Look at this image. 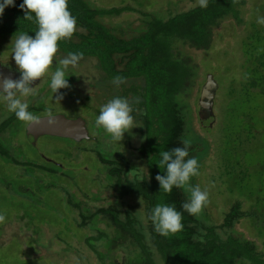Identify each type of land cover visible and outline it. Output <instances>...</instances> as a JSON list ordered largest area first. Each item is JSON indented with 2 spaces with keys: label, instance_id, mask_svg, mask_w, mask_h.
Segmentation results:
<instances>
[{
  "label": "rangeland",
  "instance_id": "obj_1",
  "mask_svg": "<svg viewBox=\"0 0 264 264\" xmlns=\"http://www.w3.org/2000/svg\"><path fill=\"white\" fill-rule=\"evenodd\" d=\"M89 1L97 8L131 6L163 20L199 4V0H140L142 7H139L133 0ZM239 1H242L240 22L233 17L222 20L212 29L207 50H197L181 43L177 46L181 56L191 59L190 65H193L196 74L189 89L186 88L185 94L179 96L184 100V114L188 118L183 141L192 147L189 157H195L198 161L197 175L190 177L182 191L187 200L192 187L199 186L207 191V203L194 215L199 223L206 226L220 224L231 205L240 201L241 210L250 211L252 215L240 219L234 231L253 241L257 250L264 255V83L249 88L244 87V81L240 80L242 70L251 65L244 57L246 51L243 47L256 30L264 29V24L257 22L258 18L264 17V0ZM138 17L137 13L127 12L106 19L105 23L113 27L123 26L124 29L125 23L129 22L130 28L126 27L125 30L133 32L139 24ZM12 40L15 39L0 40V64L8 63L18 69L12 58ZM260 42L258 52L264 55V41ZM54 59L39 81L41 83L29 96L34 100H37V95L43 99L46 97L44 106L54 108L50 111L52 113L60 112L67 118L82 117L89 140L101 142L104 147H108L109 143L118 151L126 150L134 154L141 143L135 122V127L125 132L119 143L111 137L110 140L102 137L105 134L103 128H97L94 122L101 106L108 102L110 96H119L122 87L99 85L101 73L94 67V60L81 59L77 65L66 69V76L74 74V79L68 81L70 88L60 89L59 92L65 93L62 92L63 99L58 102L55 96L59 93L53 94L49 83L50 73L58 67L57 62L62 57L56 55ZM208 78L217 85L210 117L200 106V103H204L200 97ZM39 89L43 93L37 91L36 94L35 90ZM29 96L18 98L25 103ZM128 97L136 104L137 98L133 99L131 94ZM0 106V113H3L1 120L7 117L9 111H5L8 105ZM57 106L61 110H56ZM2 143L10 148L17 146L11 149L12 156L37 160V165L43 156L51 161H59L65 175L52 176L33 170L36 176L33 174L31 178L26 168L23 170L22 166L7 162L0 156V181L5 182H0L4 186V189L0 188V215L5 217L0 223V264H97L84 241L86 236L95 233L88 227H78L75 222L78 212L71 205L67 206V196L81 202V207L89 208L90 213L113 202L110 180L93 151H82L66 140L49 136L39 137L35 150L21 123L14 124L5 132ZM76 145L86 147L90 143L80 142ZM58 150L61 154H54ZM65 150L69 151V157L63 154ZM129 158L133 159L131 156ZM45 167L53 166L47 164ZM12 181L16 183H8ZM50 185L52 187L47 189ZM25 222L31 225V230L37 228L36 236L31 231L25 232ZM98 227L104 228V225L99 223ZM38 244L40 248H37ZM110 253L116 264H122L124 253L121 248ZM51 254L53 259L50 258Z\"/></svg>",
  "mask_w": 264,
  "mask_h": 264
},
{
  "label": "trees",
  "instance_id": "obj_2",
  "mask_svg": "<svg viewBox=\"0 0 264 264\" xmlns=\"http://www.w3.org/2000/svg\"><path fill=\"white\" fill-rule=\"evenodd\" d=\"M22 2L23 0H15L14 6L4 9L0 16V40L16 39L21 33L34 37L38 25L35 18H24L25 12L19 7ZM133 2L142 7L140 0ZM241 4L242 1L239 0H208L206 8H201L198 4L163 20L131 6L97 8L89 0H67L68 10L76 18V28L71 37L58 41L55 56L64 59L69 53H82L81 59L94 60V67L101 73L99 85L122 87L119 97L126 98L130 106H133L131 114L137 124L135 130L141 139L134 154L126 150L118 151L109 143L108 147H104V144L95 140L75 142L63 139L82 151L92 150L110 180L113 202L106 207L100 206L91 213L89 208L81 207V202L73 201L67 196V206L71 205L78 212L79 220L74 219L77 226L88 227L95 233L86 236L84 241L95 256L97 264H116L110 252L118 248L124 253L122 264H264V255L257 250L256 244L234 231V226L240 219L252 215L250 211L241 210L240 201L231 205L220 224L206 226L181 208L182 203L187 201L182 187H173L171 192H165L155 179L158 174H165L157 165L159 152L184 146V126L188 118L184 114V100L179 96L185 94L196 75L193 65H190L191 59L181 56L177 46L181 43L197 50H207L210 47L212 29L222 20L233 17L240 22ZM127 12L139 15V24L133 32L125 30L126 27L130 28L129 22L125 23L124 29L123 26L113 27L105 23L106 19L119 17ZM260 40L264 41V29L256 30L249 37V43L243 47L246 51L244 57L252 65L242 70L240 80L244 81V87H259L264 83V55L258 52ZM249 45H252L251 49ZM55 60L53 57V61ZM57 64L60 66L59 61ZM72 75H67L66 79L73 80L74 74ZM117 76L124 81L119 86L113 83V78ZM126 85L129 87H125ZM130 94L133 99L137 98L136 104L129 99ZM117 96L112 95L107 100ZM39 109L41 108L36 110ZM37 111L33 110L32 114ZM208 116L211 115L208 113ZM16 119L15 114L8 117L1 127L8 128ZM1 127L0 132L3 130ZM104 133L102 137L110 140L111 136L105 131ZM80 142L90 143V146L76 145ZM191 148L190 146L188 149L189 156L193 151ZM10 151V147L5 146L0 139V156L7 162L22 166L23 170L27 169L32 178L34 173L31 168L38 165H28V161L22 164L10 155ZM68 153V150L63 152L69 157ZM50 165L53 167L45 165L39 168L54 175L59 168ZM62 173L65 175L63 171ZM34 180L37 181L36 178ZM52 185L47 186V189ZM27 195L30 196L29 193ZM160 203L174 204L177 211L182 213L181 230L167 236L155 231L149 213ZM99 223L104 228H99ZM25 225L26 233L31 231L37 235V228L31 230L29 223L25 222ZM37 248H40V244ZM50 256L53 259L52 254Z\"/></svg>",
  "mask_w": 264,
  "mask_h": 264
},
{
  "label": "clouds",
  "instance_id": "obj_3",
  "mask_svg": "<svg viewBox=\"0 0 264 264\" xmlns=\"http://www.w3.org/2000/svg\"><path fill=\"white\" fill-rule=\"evenodd\" d=\"M14 5L15 0H0V16L5 8ZM199 6L206 8L208 0H199ZM19 7L25 12L26 20L35 18L38 29L34 32V37L21 33L11 41L12 58L20 72V78L15 81L5 79L0 86V96L7 101L9 111L13 112L19 121L39 123L38 118L28 110V105L18 96L32 94L34 87L30 85L48 72L57 52L58 41L71 37L76 28V18L68 10L67 0H23ZM257 22L264 24V17L258 18ZM82 55L69 53L59 61L60 66L50 73L49 87L53 94L59 93L60 89L70 88L66 69L68 66L77 65ZM123 82L122 77L113 78V83L117 86ZM62 99V93L55 96L58 102ZM132 111L129 101L117 96L101 106L94 122L97 128H103L113 141L119 143L124 133L135 127ZM55 122V118L49 115V126ZM189 147L190 145L184 142L183 147L159 152L157 165L165 174H158L155 179L163 191L171 192L173 187H183L188 184L190 177L197 175L198 161L195 157H189ZM207 200V191L201 190L199 186L192 187L189 199L182 203L181 208L190 215H195L202 210ZM4 219L5 217L0 215V222ZM149 219L155 231L163 236L176 233L183 227L182 213L177 211L174 204H157L150 210Z\"/></svg>",
  "mask_w": 264,
  "mask_h": 264
},
{
  "label": "water",
  "instance_id": "obj_4",
  "mask_svg": "<svg viewBox=\"0 0 264 264\" xmlns=\"http://www.w3.org/2000/svg\"><path fill=\"white\" fill-rule=\"evenodd\" d=\"M5 78H2V83ZM203 90V96L200 97L201 102L204 101V105L200 103V106L206 113L212 116V99L214 98V91L217 87L213 80L207 79ZM48 117L38 118L39 123L30 122L26 127V133L28 138L32 141V144L41 136H50L61 139H72L77 142L81 140H89V133L86 128L85 121L82 117L67 118L63 114L52 115L56 122L54 125L49 126Z\"/></svg>",
  "mask_w": 264,
  "mask_h": 264
},
{
  "label": "flooded vegetation",
  "instance_id": "obj_5",
  "mask_svg": "<svg viewBox=\"0 0 264 264\" xmlns=\"http://www.w3.org/2000/svg\"><path fill=\"white\" fill-rule=\"evenodd\" d=\"M2 78H5V79H11V80H13V81H15V80H18L19 78H20V72H19V70L18 69H16L14 66H12L11 64H8V63H4V64H0V86H2ZM42 78V77H41ZM41 78L40 79H37V80H35V81H33L32 82V84L30 85V87H34L35 89L38 87L37 85H39L41 82H39L40 80H41ZM4 79V80H5ZM39 83V84H38ZM40 90V89H39ZM35 90V92H36V94L39 92V93H43V90ZM44 90H46L45 88H44ZM38 91V92H37ZM42 95V94H41ZM32 96V95H31ZM31 96H29V99L25 102L27 105H28V109H29V111L31 112V113H33L32 111L33 110H35V111H37L36 109L37 108H41V109H39V111H37V112H35L33 115H35L37 118H40V117H45V116H49V115H57V114H61L60 112H50V111H52L53 109L52 108H46L45 106H44V104L46 103L45 102V98L43 99V98H41V97H39L38 95H37V100H34L33 99V97H31ZM31 97V98H30ZM33 100V101H32ZM0 105H8L7 104V101L6 100H4L3 99V97L2 96H0ZM1 107V106H0ZM133 107V106H132ZM9 111V109H8V106H7V109L5 110V111ZM56 110H61L60 109V107L59 106H57L56 107ZM7 111V112H8ZM47 112V113H46ZM46 114H48V115H46ZM3 115V113H0V118H1V116ZM11 116H14V113L13 112H11V111H9L8 113H7V117H5V118H2L1 120H0V127L2 126V124L5 122V120L8 118V117H11ZM76 118V117H75ZM18 123H21V125L23 126V131H26V127L28 126V124L30 123V122H22V121H19L18 119H16L15 120V122H11L10 124H9V126H8V128H7V126L5 127V128H3V127H1V128H3V130H2V132H0V139L2 140V137H3V135H5V132L6 131H8V129L11 127V126H13L14 124H18ZM50 137V136H49ZM39 138V137H38ZM38 138H37V140H38ZM56 138V137H55ZM59 139H61V138H59ZM37 140L32 144L33 145V147H34V149L36 150V148H37V145H36V142H37ZM69 140H72V139H69ZM31 141V140H30ZM76 142V141H75ZM15 147H17V146H13V148H15ZM12 148V146H11V148L10 149H13ZM56 152H58V154L60 155L61 154V152H59V150L58 151H55L54 152V154L56 153ZM10 155H11V153H10ZM14 157V156H13ZM15 159L16 158H19L20 160V162L23 164V163H26V161H28L29 162V164L28 165H31V163H36L37 162V160H34V159H32V160H30V159H28V160H25V157H24V159H22V157H14ZM52 160V159H51ZM51 160H49V159H46V157H40V161H41V163H38V166H36V167H32L31 169H33V170H36V171H39V172H41V169L39 168L40 166H45V165H47V164H53L55 167H57V168H59V170L57 169L56 170V172L54 173V175H56V174H63L62 173V164L59 162V161H55V160H53V161H51ZM37 165V164H36ZM29 168H30V166H29ZM37 168V169H36ZM66 170V169H65ZM64 170V171H65ZM43 173H45V174H47L46 172H44V171H42ZM35 176H36V174H34ZM54 175H52V176H54ZM3 182V181H2ZM3 183H5V182H3ZM9 184H11V183H16V182H14V181H12V182H8ZM0 188L1 189H4V186H2V184H0ZM0 223H2V222H0ZM4 224V223H3Z\"/></svg>",
  "mask_w": 264,
  "mask_h": 264
}]
</instances>
